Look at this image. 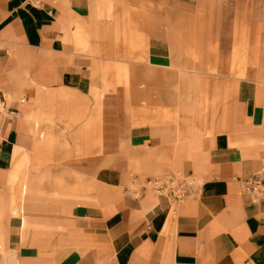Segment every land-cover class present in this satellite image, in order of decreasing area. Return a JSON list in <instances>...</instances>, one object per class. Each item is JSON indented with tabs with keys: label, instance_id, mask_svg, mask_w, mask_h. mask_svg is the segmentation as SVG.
I'll use <instances>...</instances> for the list:
<instances>
[{
	"label": "crops",
	"instance_id": "obj_1",
	"mask_svg": "<svg viewBox=\"0 0 264 264\" xmlns=\"http://www.w3.org/2000/svg\"><path fill=\"white\" fill-rule=\"evenodd\" d=\"M102 3L93 8L91 0H0V190L10 187L17 146L28 153L35 139L29 115L42 112L35 105L39 93L43 103L63 99L59 94L63 92L72 97L67 101L84 97L79 104L69 103L82 112L86 102L93 101V87L102 93L117 80L116 75L109 82L111 73L99 68L105 79L94 85L96 52L84 50L88 44L110 42L103 35L91 37L88 31L99 28L102 33L116 26L111 7L103 12ZM145 46L147 65H172L176 47L172 38L153 34ZM179 47V53H189L182 44ZM113 89L93 101L99 157L119 153L121 141L138 149L148 143L153 151L147 152L156 154L154 150L164 146L158 142L160 131L148 123H131L118 83ZM236 90L239 111L229 116L227 127L214 131L212 125L210 135L188 130L176 149L168 145L172 152L159 154L168 158L152 160L145 169L159 172L168 166L156 176L191 179L185 201L175 202L146 187L141 196L122 195L126 173L101 168L96 185L105 195L97 192L96 202L53 206L48 215L36 218L35 233L27 239L23 218L8 219L3 228L18 264H264V200L244 183L258 176L264 188V85L245 79ZM163 132L171 140L168 129ZM42 226L52 229L44 231ZM58 226L67 232L59 234L54 230Z\"/></svg>",
	"mask_w": 264,
	"mask_h": 264
},
{
	"label": "rangeland",
	"instance_id": "obj_2",
	"mask_svg": "<svg viewBox=\"0 0 264 264\" xmlns=\"http://www.w3.org/2000/svg\"><path fill=\"white\" fill-rule=\"evenodd\" d=\"M101 1L103 12L111 7L116 26L102 33L99 28L88 30L91 37L103 35L110 41L92 43L97 51L92 45H85V51L96 52L93 58L98 70H93L96 73L92 77L94 85L103 77L98 74L103 68L111 73L107 76L109 82L113 83L117 75L115 83H108L102 93L115 90L118 83V92L124 96L131 123L138 121L137 124L148 123L157 128L160 131L158 142L164 146L150 155L147 151L153 149L148 143L138 149L121 141L119 153L101 160L98 155L99 125L93 104L94 99L97 101L102 95L99 88L93 87V101L86 102L83 113L78 112L76 105L75 110L72 109L69 103L79 104L84 97L67 101L72 98L69 95L65 99L47 100L49 102L43 103L36 119L29 115L33 117L29 122L35 138L27 148L31 158L29 164L14 169L9 182L12 188L8 187L6 192L0 190V264H18L3 227L12 192L15 191L16 203L20 204L17 196L26 185V177L30 181H40V186L27 185L24 211L32 224L25 225L24 239L35 233L36 218L51 212L53 206L67 203L75 206L87 200L96 202L97 192L99 196L105 195L96 185V175L101 168L123 170L128 178L120 188L122 195L141 196L144 187L149 189V177L169 170L167 166L157 173L145 171L148 163L168 158L159 154L172 152L166 148L168 145L176 149L184 142L181 139L186 138L188 130L210 135L212 125L214 131L227 127L225 122L229 116L239 111L235 107V93L242 80L252 79L264 85L259 74L264 65V0ZM99 3L100 0H91V5L96 4L93 8ZM121 11L124 17L117 16L123 13ZM129 11L132 12L131 20ZM88 20L89 17L85 21ZM104 20L105 17H99L100 26ZM96 21L94 18L93 22ZM153 34L174 40L176 47L171 66L147 65L145 45L148 36ZM179 44L188 50L187 55L179 53ZM141 119L145 120L139 121ZM165 128L171 133V140L164 136ZM42 228L44 231L52 229ZM54 230L59 234L67 232L63 226Z\"/></svg>",
	"mask_w": 264,
	"mask_h": 264
},
{
	"label": "built area",
	"instance_id": "obj_3",
	"mask_svg": "<svg viewBox=\"0 0 264 264\" xmlns=\"http://www.w3.org/2000/svg\"><path fill=\"white\" fill-rule=\"evenodd\" d=\"M246 189L264 200V188L258 176L244 180ZM148 187L158 194L167 195L175 202H183L192 190L193 181L188 177L156 176L147 181Z\"/></svg>",
	"mask_w": 264,
	"mask_h": 264
},
{
	"label": "bare ground",
	"instance_id": "obj_4",
	"mask_svg": "<svg viewBox=\"0 0 264 264\" xmlns=\"http://www.w3.org/2000/svg\"><path fill=\"white\" fill-rule=\"evenodd\" d=\"M161 2V1H160ZM162 5V4H161ZM160 5V6H161ZM141 9V8H140ZM122 17H124V12L121 14ZM123 19V18H122ZM211 63V62H210ZM216 64V62H215ZM215 66V65H214ZM216 68V67H215ZM261 68V67H260ZM214 70V68H213ZM244 72V71H243ZM259 74H260V77L261 79L263 80L264 82V65H262V68H261V71H259ZM236 85V84H235ZM45 93V92H44ZM53 94V93H52ZM61 94V96H63L65 99L66 96H69L67 95L66 92H63V93H59ZM46 95H51L50 93L49 94H46ZM45 95V97H46ZM51 97V96H50ZM68 100V99H66ZM47 101V99H46ZM35 105H37V107L39 109H42V106H43V96L41 93H39L38 97L36 98V102H35ZM40 112V111H39ZM34 118L37 116V112L35 113L32 112L31 113ZM43 116V115H42ZM36 119V118H35ZM228 120V119H227ZM227 122V121H226ZM243 147V146H242ZM241 148V147H240ZM240 152V150H239ZM170 155V154H169ZM254 155V154H253ZM31 158L29 156L28 153L25 152V150L20 147V146H17V148L15 149V152H14V157H13V168H18V167H21L23 168V166H27V164H29ZM158 170V169H157ZM157 173V172H156ZM12 178V176H11ZM25 184V183H24ZM30 185V186H40V181L38 180H33V181H30L27 177H26V185L22 187V189L20 190V192L18 193V196L17 198L19 199V202L20 204H17L16 203V198L14 197L15 196V191H13L12 193V196H11V205L5 209V223H7L8 219L10 217H21L23 218V226L25 227V225H27L28 223V219L25 215V212H24V202L26 200V195H27V185ZM59 186L61 187V185L59 184ZM12 188V187H11ZM14 189V187H13ZM80 191H82L80 189ZM6 237V235H5ZM7 239V237H6Z\"/></svg>",
	"mask_w": 264,
	"mask_h": 264
}]
</instances>
